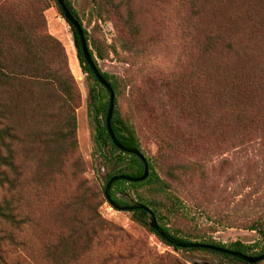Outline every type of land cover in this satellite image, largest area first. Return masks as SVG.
I'll return each instance as SVG.
<instances>
[{"label":"rangeland","instance_id":"374dc122","mask_svg":"<svg viewBox=\"0 0 264 264\" xmlns=\"http://www.w3.org/2000/svg\"><path fill=\"white\" fill-rule=\"evenodd\" d=\"M70 1L105 57L93 50L100 70L124 80L120 112L167 186L141 190L158 215L197 241L258 243V252L264 241L250 227L264 216V0H109L101 16L92 0ZM51 4L47 32L65 50L75 92L62 118L33 117L24 92L22 110L1 114L19 176L11 193L0 191V264H234L174 250L105 200L108 166L94 149L85 75ZM230 86V95L215 96ZM70 114L74 142L49 161L61 145L45 143L49 131H65Z\"/></svg>","mask_w":264,"mask_h":264},{"label":"trees","instance_id":"16d2710c","mask_svg":"<svg viewBox=\"0 0 264 264\" xmlns=\"http://www.w3.org/2000/svg\"><path fill=\"white\" fill-rule=\"evenodd\" d=\"M52 1L60 16L64 19L62 10L57 1ZM63 1L70 14L82 27L84 38L88 46V52L97 71L109 83L113 90L114 103L109 121L112 133L121 145L137 149L145 157L148 164V175L144 180L138 182L117 180L112 183L110 187L111 199L120 205H127L134 202L144 204L153 211L159 227L164 232L181 241L210 244L252 256L264 253V242L260 245V249L257 252L255 249L258 248V243L253 245L243 244L236 240L228 246H225L212 240L201 239L197 241L196 237L185 235L178 228L167 227L161 216L158 215L153 200L148 199V197L141 191L145 190L153 193H165L167 186L154 170L149 158H147L141 151L140 143L132 124L129 123L120 112L119 99L121 90L124 87V80L113 74L100 70L96 57L104 59V55L101 53L100 49L95 46L93 41L89 44V35L85 28H83L81 19L71 1ZM92 2L96 13L100 16L109 13L105 10V5L107 3L109 4V0H92ZM51 6V0H0V117L2 112L7 111L10 113V110H13L10 108H17V106L21 110L24 108L22 103L20 106L18 105V96L22 92L27 93L30 96L29 109L33 117H40L46 113L47 116L50 117L56 116L62 118L64 115L63 111L66 110L70 104V100L73 97V91L75 92L74 79L68 69L65 50L61 43L47 32L46 20L44 17V11ZM116 8L118 9V6ZM112 13L117 19L119 18L117 10L114 9ZM65 22L68 24L72 33V40L76 51L78 65L81 72L85 75L87 85L86 105L89 121L93 129L92 141L94 149L102 159V162L108 166L102 189L104 194V187L113 175L129 174L131 176H138L142 173V163L135 154L123 152L113 144L106 127L109 93L105 87L99 83L87 64L74 27L67 20H65ZM210 46L211 45L207 43L206 48L209 49ZM93 50H96V57L93 54ZM211 72L212 71L208 73ZM217 72H220L219 69L214 71V73L225 81L231 76V73L227 76H223L221 72L220 74ZM208 78L212 81H216L217 79L215 77L212 78V74H210ZM158 86L162 93L165 92V86L163 83H161V85L158 84ZM232 90L233 87L230 86L223 92L214 90V94L218 99H221L224 95H230ZM20 97L21 100H24L22 94ZM63 124L64 127L67 128L65 131L61 129L51 130L49 131V134L51 135L50 139L45 141L46 144H55L53 145L55 147L56 144H61L59 148L56 147L57 149H49V161L60 157L58 151L63 143L72 144L74 142V115L70 114L64 118ZM8 137H10L8 128H0V191L4 190L6 193H11L15 188L19 173L13 164L9 146L3 144L4 139ZM66 140L68 142H65ZM131 193L134 194L136 200L133 199ZM168 199L171 201L172 208H179V200L177 197L174 195L168 196ZM3 203L6 207L12 204L9 200L4 199ZM129 212H131L133 219L139 225L146 227L158 239L172 247L174 250L204 251L223 262L226 261L234 264H256L262 261L246 263L229 254L206 248H178L172 246L149 227L148 219L144 210L137 209ZM250 229L255 230L261 237V240L264 241V216L255 222Z\"/></svg>","mask_w":264,"mask_h":264},{"label":"water","instance_id":"95a60500","mask_svg":"<svg viewBox=\"0 0 264 264\" xmlns=\"http://www.w3.org/2000/svg\"><path fill=\"white\" fill-rule=\"evenodd\" d=\"M56 1L62 10L64 19L67 20L74 27V29L77 33L78 40H79V43L81 45V50H82L83 56H84L87 64L91 68L92 72L94 73V75L97 78V80L99 81V83L101 85H103L109 93V103H108V110H107V114H106V127H107L108 134L110 135L113 144L119 150H121L123 152L135 154L141 160V163H142V173L140 175H138V176H131L129 174L113 175L107 181V183L104 187V196H105L106 200L108 201V203L117 210H127V211H132V210H137V209L144 210L146 213L147 219H148L149 227L152 228L161 237H163L165 239V241L172 246H175L178 248H189V247L206 248V249L218 251L221 253L229 254V255L234 256V257H236V258H238V259H240L246 263H255L257 261L263 260L264 259V253L257 255V256H252V255L242 254V253L236 252V251H231V250L226 249V248L216 247V246L210 245V244H203V243H199V242L181 241L179 239H176L172 235L164 232L159 227L157 220H156V217H155L153 211L149 207L145 206L144 204H142L140 202H134V203L127 204V205H120V204L115 203L111 199L110 187H111L112 183H114L117 180H126V181H130V182H138V181L144 180L148 175V164H147L145 157L137 149L121 145L118 142V140L115 138L114 134L112 133L109 121L111 118V114H112V110H113V103H114L113 90L110 87L109 83L97 71V68L95 67V65L92 61V58L88 52V46H87L86 40L84 38L82 27L80 26L78 21H76V19L70 14V12L68 11L67 7L64 4V1L63 0H56Z\"/></svg>","mask_w":264,"mask_h":264}]
</instances>
